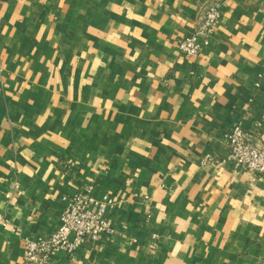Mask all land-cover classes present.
<instances>
[{
    "label": "crops",
    "instance_id": "crops-1",
    "mask_svg": "<svg viewBox=\"0 0 264 264\" xmlns=\"http://www.w3.org/2000/svg\"><path fill=\"white\" fill-rule=\"evenodd\" d=\"M237 125L264 145V0H0V264L88 185L115 233L51 264H264V174L219 163Z\"/></svg>",
    "mask_w": 264,
    "mask_h": 264
},
{
    "label": "built area",
    "instance_id": "built-area-1",
    "mask_svg": "<svg viewBox=\"0 0 264 264\" xmlns=\"http://www.w3.org/2000/svg\"><path fill=\"white\" fill-rule=\"evenodd\" d=\"M220 19L219 4L207 5L199 18L200 25L196 32L178 45L180 54L188 58L196 57L200 48L208 44ZM225 142L228 154L219 161L221 165L229 164L234 171L252 176L264 174V145L255 144L240 125L226 135ZM114 205V199L109 196L97 199L91 185L80 193L68 196L66 206L60 214V225L52 235L23 240V261L25 264H51L50 258L57 251L70 256L81 248L97 245L102 239L111 238L115 228L109 211Z\"/></svg>",
    "mask_w": 264,
    "mask_h": 264
}]
</instances>
